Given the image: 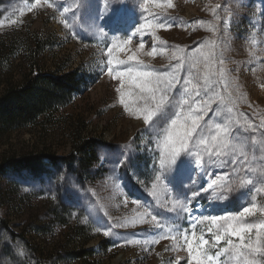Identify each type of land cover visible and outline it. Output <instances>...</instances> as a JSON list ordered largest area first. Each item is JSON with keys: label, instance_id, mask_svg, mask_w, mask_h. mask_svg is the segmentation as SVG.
<instances>
[{"label": "rangeland", "instance_id": "obj_1", "mask_svg": "<svg viewBox=\"0 0 264 264\" xmlns=\"http://www.w3.org/2000/svg\"><path fill=\"white\" fill-rule=\"evenodd\" d=\"M167 3L173 6H157ZM145 18L174 26L156 29V39L151 28L143 36L136 34L127 49L114 51L113 57L126 59L143 40L145 48L138 58L164 73L178 62L171 58L173 51L184 49L191 55L201 45L207 51L215 41L216 67L227 70L228 90L223 84L214 88L225 97L231 94L235 101L221 105L216 119L242 114V124L248 121L257 127L264 119V0H0V41L15 37L25 43L33 35L40 37L46 45L35 61L37 67L61 74L75 70L82 83L55 115L57 120L46 135L35 127L0 137V159L28 157L36 162V168L25 170L0 161V264H177L178 258L179 264H186V251H174L170 239L147 245L144 240L177 226L191 233L189 213L169 209L173 198L179 197L193 214L197 205L207 210L210 193L202 191L207 178L191 184L177 172L175 191L167 184L158 188L157 202L151 195L154 153L147 150L156 149L155 137L145 133L142 120L125 113L114 91L119 82L106 74L107 47L132 36ZM153 47L155 54L147 55ZM28 66L20 49L0 76L15 85ZM186 71L187 67L181 75ZM228 107L234 109L233 114L227 112ZM60 117L74 126L62 123ZM81 122L83 137L93 141L89 165H79L72 155L69 134ZM246 135L255 137V142L247 140L246 156L236 158L254 183L227 193L226 200L212 201L213 214H236L253 199L264 204V191L255 192L257 187L264 189V137L258 132ZM125 157L131 164L114 167L111 163ZM232 159L213 157L209 174L231 173ZM196 191L199 195L193 197ZM145 209L160 218V227L151 216L146 222L137 219ZM259 219L257 215L245 222ZM209 227L206 222L197 223L194 230L211 239Z\"/></svg>", "mask_w": 264, "mask_h": 264}, {"label": "snow or ice", "instance_id": "obj_2", "mask_svg": "<svg viewBox=\"0 0 264 264\" xmlns=\"http://www.w3.org/2000/svg\"><path fill=\"white\" fill-rule=\"evenodd\" d=\"M32 6L34 8L36 4ZM157 6L170 8L173 5L167 3ZM144 11L147 12V8ZM173 26L157 22L155 18H145V22L135 28L132 36L119 43L113 41L106 52V74L111 80L119 82L114 87L118 103L130 117L143 121L146 134L155 137L156 149H147L154 153L152 171L155 177L151 195L160 203L158 188L167 184L175 191L177 172H181L184 181L191 184H200L203 178H207V184L202 191L210 193L209 208L206 210L197 205L195 214L179 197L172 200L173 207L169 211L177 214L178 210L189 213V227L193 229L191 233L182 231L179 226L168 228L167 231L153 234L151 240L145 239L144 244L170 239L174 251H186V264H264V204L258 205L253 199L250 205L243 206L236 214L211 213L212 201L226 200L227 193L254 183L252 178L247 176L243 162L236 157L246 156L247 140L252 139L255 142V137H249L246 133L258 132L264 137V119L259 127L248 121L242 124L239 119L242 114H234L235 118L230 115L216 119L220 116L221 105L226 101L235 103L231 94L225 97L214 88L215 85L223 84L224 90H228L227 70L216 67V42H212L207 51H202L205 46L201 45L191 55L184 49L173 51L171 58L178 62L164 73L151 69L138 58L137 54L145 48L143 40L138 42L135 51L128 54L126 59H116L112 56L114 51H125L136 34L143 36L144 32L151 28L153 38L156 39V29ZM155 52L153 47L147 55L153 56ZM220 63L223 64L224 61L221 60ZM185 67L187 71L181 75ZM227 112L233 114L234 109L228 107ZM156 150L159 152L158 157H155ZM205 155L207 159L204 158ZM229 156L233 157L231 173L221 172L215 176L209 174L208 165L215 163L213 157ZM111 163L114 167H124L131 164V160L128 157L124 160L117 158ZM242 172L245 174L240 175ZM261 182H264V179ZM262 191L264 189L255 188L257 193ZM196 195H199V191L193 192V197ZM129 198L133 203H139L138 198ZM257 215L260 217L258 221L245 222L247 218ZM148 216L156 222L157 227L161 226L160 218L147 209L137 219L146 222ZM205 222L211 225L208 228L211 239L205 238L203 232L197 235L194 230L197 223ZM103 234L108 236L109 231L104 229ZM212 249H216L214 254ZM221 257H224V260H221Z\"/></svg>", "mask_w": 264, "mask_h": 264}, {"label": "trees", "instance_id": "obj_3", "mask_svg": "<svg viewBox=\"0 0 264 264\" xmlns=\"http://www.w3.org/2000/svg\"><path fill=\"white\" fill-rule=\"evenodd\" d=\"M46 43L35 35L30 40L23 42L12 37L6 41H0V74L5 72L9 61L22 50L28 60V72L21 74V80L15 85L3 81L0 76V85L4 87L0 90V137L13 131L28 128H40L42 135L47 134V128L54 123L55 115H58L69 104L73 93L79 92L82 87L81 80L77 77V72L71 71L66 74L53 73L40 70L35 61L39 57ZM62 123L74 126L72 121L60 117ZM76 123V121H75ZM82 122L78 124V129H72L69 137L72 144V155L79 165L93 160L91 145L93 141L83 137ZM45 139H41L44 145ZM78 159V160H77ZM2 164L9 163L10 168H21L28 170L36 168V162L28 157L18 160L0 159ZM1 164V166H2ZM35 170V169H34ZM234 197L235 195H229Z\"/></svg>", "mask_w": 264, "mask_h": 264}]
</instances>
